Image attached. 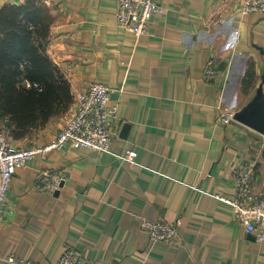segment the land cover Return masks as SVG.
I'll use <instances>...</instances> for the list:
<instances>
[{
  "label": "crops",
  "instance_id": "obj_1",
  "mask_svg": "<svg viewBox=\"0 0 264 264\" xmlns=\"http://www.w3.org/2000/svg\"><path fill=\"white\" fill-rule=\"evenodd\" d=\"M158 1L163 13L136 39L116 26V0H41L53 15L46 54L71 93L92 81L115 89L112 153L65 146L18 169L0 264H12L9 255L55 264L65 246L82 252V264H264V242L218 196L232 195L234 169L249 165L264 190V137L216 121L221 96L237 112L260 88L264 105V15H240L244 0ZM24 2L0 0V8ZM209 60L216 74L205 78ZM250 65L253 79L243 85ZM72 110L16 144L48 143ZM127 150L136 151L133 161L119 157ZM42 170L63 171L57 194L35 188ZM176 219L173 242L152 240L142 227Z\"/></svg>",
  "mask_w": 264,
  "mask_h": 264
},
{
  "label": "built area",
  "instance_id": "obj_2",
  "mask_svg": "<svg viewBox=\"0 0 264 264\" xmlns=\"http://www.w3.org/2000/svg\"><path fill=\"white\" fill-rule=\"evenodd\" d=\"M116 26L134 35L136 39L147 35L153 17L160 15L164 7L158 0H116ZM240 15L251 12L264 15V0H244L239 7ZM216 74L212 60L204 68L205 78ZM29 85L28 82H26ZM115 89L99 81L90 82L81 92L73 95V110L63 127L46 144L29 146L14 144L9 138V130L0 125V228L7 213H12V205L7 203V192L18 169L27 167V162L37 154L65 146L83 147L92 151L112 153L111 136L113 120L117 116L118 102L113 101ZM216 121L220 125L229 124L235 112L225 102L223 96L216 103ZM264 137V136H263ZM133 161L136 151L127 150L119 156ZM64 173L59 170H42L38 173L35 188L50 195L57 194L63 187ZM253 165L234 169L232 195H218L229 203L234 219L245 232L253 234L258 243L264 242V190L254 185ZM179 219L173 222L143 220L142 227L150 239L162 242L176 241ZM6 260L12 264H37L30 259L9 255ZM82 252L65 246L55 264H82Z\"/></svg>",
  "mask_w": 264,
  "mask_h": 264
},
{
  "label": "trees",
  "instance_id": "obj_3",
  "mask_svg": "<svg viewBox=\"0 0 264 264\" xmlns=\"http://www.w3.org/2000/svg\"><path fill=\"white\" fill-rule=\"evenodd\" d=\"M52 22L41 0L0 8V125L8 128L13 143L66 113L73 103L69 81L46 54ZM252 76L250 65L243 85Z\"/></svg>",
  "mask_w": 264,
  "mask_h": 264
},
{
  "label": "water",
  "instance_id": "obj_4",
  "mask_svg": "<svg viewBox=\"0 0 264 264\" xmlns=\"http://www.w3.org/2000/svg\"><path fill=\"white\" fill-rule=\"evenodd\" d=\"M234 119L254 129L260 136H264V105L260 88L253 100L235 112Z\"/></svg>",
  "mask_w": 264,
  "mask_h": 264
},
{
  "label": "rangeland",
  "instance_id": "obj_5",
  "mask_svg": "<svg viewBox=\"0 0 264 264\" xmlns=\"http://www.w3.org/2000/svg\"><path fill=\"white\" fill-rule=\"evenodd\" d=\"M249 64V62H247V65ZM247 70V68L245 69V71ZM14 144H16V143H14Z\"/></svg>",
  "mask_w": 264,
  "mask_h": 264
}]
</instances>
